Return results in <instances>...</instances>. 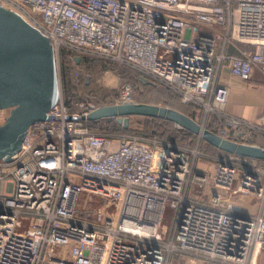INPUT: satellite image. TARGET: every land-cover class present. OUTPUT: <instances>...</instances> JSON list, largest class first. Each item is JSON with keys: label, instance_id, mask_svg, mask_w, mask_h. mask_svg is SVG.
<instances>
[{"label": "built area", "instance_id": "2783aa9c", "mask_svg": "<svg viewBox=\"0 0 264 264\" xmlns=\"http://www.w3.org/2000/svg\"><path fill=\"white\" fill-rule=\"evenodd\" d=\"M0 4L51 40L60 84L50 118L30 126L11 161L0 158V264H258L264 183L255 169L263 162L227 154L207 173L197 168L198 149L187 153L168 142L93 127L82 116L100 105L68 104L63 59L69 52L71 59L130 67L198 106L203 125L251 143L255 131L264 135V114L249 119L228 110L231 88L223 69L228 65L242 82L256 70L264 73V0ZM229 46L239 54H228ZM82 71L76 69L75 80H91ZM136 93L125 80L109 104L136 101ZM8 114L0 109V124ZM232 191L256 198L258 213L231 201ZM86 193L105 199V208H81Z\"/></svg>", "mask_w": 264, "mask_h": 264}, {"label": "water", "instance_id": "95a60500", "mask_svg": "<svg viewBox=\"0 0 264 264\" xmlns=\"http://www.w3.org/2000/svg\"><path fill=\"white\" fill-rule=\"evenodd\" d=\"M81 59L75 57L77 63ZM140 80L144 84L154 83L145 76ZM59 98L60 84L51 40L18 13L0 4V109L9 110L0 124V158L13 159L21 150L30 126L48 120L49 111ZM134 116L174 122L221 151L264 161V146L226 138L192 116L167 106L131 100L100 105L82 118L90 122L111 118L127 130Z\"/></svg>", "mask_w": 264, "mask_h": 264}, {"label": "rangeland", "instance_id": "374dc122", "mask_svg": "<svg viewBox=\"0 0 264 264\" xmlns=\"http://www.w3.org/2000/svg\"><path fill=\"white\" fill-rule=\"evenodd\" d=\"M243 47L248 48V49H253V46L251 45H243ZM86 64L84 68H80V70H83L82 72L89 73L92 78H94L96 81L99 79L100 82L93 83L92 82V87L89 88L90 91H87L88 89H83L78 87V86H73V96L71 100H79L84 99L82 97V94H85V99H89V96L95 95L98 96L103 100V102H112L117 98V96L120 93L121 86L122 84L126 81L132 82L136 86V102H145V103H150V104H155V105H161V106H167L171 107L174 109H182V111L188 112L190 115L194 117L198 122L202 123L203 119V112L202 110L194 105V104H185L182 102V98L180 99L181 102L178 101V97L174 95V93L170 92L165 86L158 85L153 88L150 87H144L142 83H136L132 76H130L127 73H123L121 71H118L117 69H113L112 66H108L110 64H104L100 62V60H91L89 58H85ZM119 69H123L124 67L118 66ZM125 69V68H124ZM149 79V78H148ZM76 82V81H75ZM106 90L104 92V90ZM86 94H89L86 95ZM98 94V95H97ZM77 95V96H76ZM66 96V95H65ZM190 108H188V107ZM130 123V128L132 131H129V134H134L139 137H144V138H150V139H157L162 142H168L173 145H175L177 148L182 149L186 151L187 153H190L194 149H198L202 154L197 158V168L199 170H203L207 173H212L216 167V163H218L219 158H224V154L219 153L218 151L214 150L213 148L207 147L205 143L201 142V138L199 136L195 138H183V137H178L176 136V141H170L167 140L168 138H163L164 134L172 133L173 130L169 125H159V124H146L144 122V119L141 117H135V119H131ZM115 121V120H114ZM96 122V121H93ZM95 126H99L98 129L102 131H108V132H115L116 127L112 119H107L106 120L102 119L99 123H96ZM207 128V124L204 125ZM159 130L158 132H154L153 128ZM122 133H126L123 132ZM127 133V134H128ZM254 139H252L251 143L254 144H263L264 145V140L258 137L261 133L255 131L254 133ZM263 135V134H262ZM242 171V169L240 168ZM258 174L261 177L262 183H264V163L262 166V169H255ZM210 184L206 185L207 188H209ZM237 188V184L234 185V188ZM203 190L202 188H198L196 190ZM201 197L202 199L208 198V194H206L204 191L201 192ZM251 199L259 203V201L253 197L249 198L248 196L242 195V193H239L238 191H232L231 196L229 199L233 202L238 203L239 199ZM246 200V201H247ZM240 203V202H239ZM88 205V206H87ZM106 205V200L100 197H96L91 194H83L81 199H80V206L81 208H87L89 207L88 211L92 212L93 209H98V208H105ZM82 213L86 216L88 214L86 209L81 210ZM258 211V210H257ZM255 212V211H254ZM258 213V212H257ZM255 213H251V215H254ZM165 223L171 225L172 224V210L167 209L166 211V216H165ZM264 253V249H263ZM264 255V254H263Z\"/></svg>", "mask_w": 264, "mask_h": 264}, {"label": "trees", "instance_id": "16d2710c", "mask_svg": "<svg viewBox=\"0 0 264 264\" xmlns=\"http://www.w3.org/2000/svg\"><path fill=\"white\" fill-rule=\"evenodd\" d=\"M71 53H67V54H65L64 55V59H63V91H64V94L66 95V99H67V102H68V104H71V103H74L75 102V100H71L72 99V96H73V93H72V91H74L73 90V86L75 85V86H78V87H80V88H82L83 87V89H88L87 91H90L89 90V88L90 87H92L91 85H92V82L93 83H96L97 81L94 79V78H91V80H87L86 79V75H84L82 78H81V80H80V82H77L76 80H75V76H74V73H75V71H76V69L77 68H84L85 67V64L87 63L85 60V58L84 57H82V59H81V61H80V63H77V61L75 60V59H71ZM73 57V56H72ZM100 62H102V63H104V64H110V65H108V66H112L113 67V69L115 68V69H117L118 71H121V72H123V73H127V74H129L130 76H132V78L134 79V81L136 82V83H142L143 84V86L146 88V87H150V88H153V87H155V86H158V85H160L159 83H157V82H154L153 84H144L141 80H140V77L142 76V74L141 73H139V72H137V71H135L134 69H132V68H130V67H127V66H125V65H120V64H117V63H112V62H107V61H100ZM118 66H122V67H124L123 69H119V67ZM89 74V73H88ZM76 81V82H75ZM103 90H104V88H103ZM106 90H104V92H105ZM170 91V90H169ZM170 92H172V93H174L173 91H170ZM80 94H82V97H84V99H79V100H85V101H87V99H85V94L84 93H80ZM86 95H88L89 96V94H86ZM98 95V94H97ZM174 95H176L179 99H178V101L179 102H181V98H180V96L178 95V94H176V93H174ZM77 96V95H76ZM88 100H90V101H93V102H96V103H98L99 105H103V104H109L110 102H103V100L101 99V98H99V95L98 96H95V95H91V96H89V99ZM188 107V106H187ZM188 108H190V107H188ZM180 111H182V109H179ZM182 112H184V113H186V114H188V115H190L188 112H186V111H182ZM190 116H192V115H190ZM135 117H141L142 119H144V122L146 123V124H152L153 123V125L154 124H159V125H169L170 127H171V129L173 130V132L172 133H168V134H162L164 137L163 138H168L167 140H170V141H176V136H178V137H183V138H189V137H193V138H195V137H197L195 134H193L192 132H190V131H188V130H186V129H184V128H180V127H178V126H176V124L174 123V122H171V121H168V120H163V119H159V118H150V117H144V116H134V117H132V119H135ZM193 117V116H192ZM194 118V117H193ZM107 119H111V118H107ZM104 120V119H103ZM106 120V119H105ZM112 121L114 122V124H115V126H117L118 127V130L120 131V132H126V133H128L129 131H132V129L131 128H129V129H127V130H124V129H122L115 121H114V119H112ZM131 121H133V120H131ZM88 123H91V124H93V123H95V122H88ZM207 128H209V129H211V126H209V125H207ZM153 129V131L156 133V132H158L159 130H157V129H154V127L152 128ZM212 130V129H211ZM258 137H260L261 139H263L264 140V135H262V134H260V135H258ZM201 142H203V143H205L206 144V146L207 147H210V148H213L214 150H216V151H218L219 153H221V154H224V155H227L228 153H226V152H224V151H221V150H219V149H217V148H215V147H213V146H211V145H209L207 142H205L203 139H201ZM259 144V143H258ZM261 146H264L263 144H260ZM261 162H263L264 163V161L263 160H261Z\"/></svg>", "mask_w": 264, "mask_h": 264}, {"label": "crops", "instance_id": "0c3cea01", "mask_svg": "<svg viewBox=\"0 0 264 264\" xmlns=\"http://www.w3.org/2000/svg\"><path fill=\"white\" fill-rule=\"evenodd\" d=\"M227 52L228 54H239L238 50L233 46H229ZM223 77L230 84L231 88L228 103V110L230 112L249 119L264 114V73L262 71L256 70L250 82H242L230 75L229 66L226 65L223 69ZM100 121H96L92 126L98 128L99 126H95V124ZM115 127L118 129L117 126ZM246 200L241 198L238 201L244 211L247 213H257L259 211V203L251 199ZM263 254V249H261L257 255L258 264H264Z\"/></svg>", "mask_w": 264, "mask_h": 264}]
</instances>
